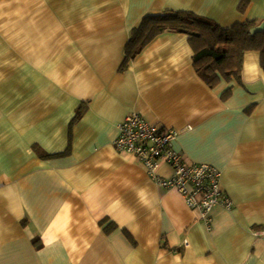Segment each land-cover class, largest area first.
I'll return each instance as SVG.
<instances>
[{
  "label": "crops",
  "instance_id": "crops-1",
  "mask_svg": "<svg viewBox=\"0 0 264 264\" xmlns=\"http://www.w3.org/2000/svg\"><path fill=\"white\" fill-rule=\"evenodd\" d=\"M0 0V264H264V72L209 87L188 36L163 32L119 68L146 15L264 26V0ZM230 95L225 100L226 91ZM85 106L72 123L75 112ZM130 113L220 172L209 228L113 146ZM156 174L169 178L161 162ZM35 241H38L35 245Z\"/></svg>",
  "mask_w": 264,
  "mask_h": 264
},
{
  "label": "trees",
  "instance_id": "trees-1",
  "mask_svg": "<svg viewBox=\"0 0 264 264\" xmlns=\"http://www.w3.org/2000/svg\"><path fill=\"white\" fill-rule=\"evenodd\" d=\"M249 0H241L238 11L244 14ZM254 21L235 23L230 28H223L215 21L198 16L192 12H165L146 15L139 25L131 31L125 47V57L119 68L124 71L129 62L163 32L181 33L188 36L193 50V67L199 77L209 86L215 87L221 81L241 83L243 55L258 52L260 67L264 72V26L254 30ZM229 90L223 95L225 100ZM85 111L80 106L72 121H77ZM38 241H35L37 245Z\"/></svg>",
  "mask_w": 264,
  "mask_h": 264
},
{
  "label": "built area",
  "instance_id": "built-area-1",
  "mask_svg": "<svg viewBox=\"0 0 264 264\" xmlns=\"http://www.w3.org/2000/svg\"><path fill=\"white\" fill-rule=\"evenodd\" d=\"M118 130L114 148L140 162L159 189L177 191L186 206L199 213L207 228L212 208L232 209V201L220 188V172L208 164H186L172 149L171 142L177 135L174 130H163L157 124H149L137 113L128 114ZM161 162L171 168L169 178L156 174Z\"/></svg>",
  "mask_w": 264,
  "mask_h": 264
},
{
  "label": "rangeland",
  "instance_id": "rangeland-1",
  "mask_svg": "<svg viewBox=\"0 0 264 264\" xmlns=\"http://www.w3.org/2000/svg\"><path fill=\"white\" fill-rule=\"evenodd\" d=\"M254 30H259V29H257V25L255 24V27L253 28Z\"/></svg>",
  "mask_w": 264,
  "mask_h": 264
}]
</instances>
